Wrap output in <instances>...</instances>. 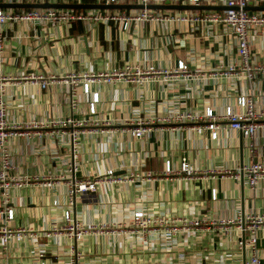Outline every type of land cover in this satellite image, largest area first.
I'll return each instance as SVG.
<instances>
[{"label": "crops", "instance_id": "obj_1", "mask_svg": "<svg viewBox=\"0 0 264 264\" xmlns=\"http://www.w3.org/2000/svg\"><path fill=\"white\" fill-rule=\"evenodd\" d=\"M121 4L135 2L125 0ZM151 9L162 15L185 10ZM204 10L209 9L190 11ZM0 44L3 118L8 125L18 126L6 141L12 165L9 175L17 180L30 179L20 188L8 190L5 205L0 198V228L22 232L20 241L11 239L5 246L0 243V264H70L74 260L81 264L248 262L247 247L237 246L238 240L248 238L247 233L217 222L249 213L264 217V179L253 189L241 175L233 179L254 159L264 165V121L250 140L252 155L247 149L248 138L223 120H217V135L211 139L209 130L200 127L202 121H197L196 128L194 123H162L157 119L186 112L202 115L206 107L221 114L225 106L236 108V98L245 94H252L256 105L264 109V28L250 31L249 60L259 67L250 81L232 76L200 80L176 76L136 85L116 78L93 82L83 94L78 80L74 103L64 82L71 73L81 76L124 64L165 68L172 73L178 61L191 72L207 73L236 60L235 42L229 30L212 22H130L122 29L118 20H72L59 25L6 21L0 25ZM35 75L52 76L54 80L42 88L31 78ZM95 91L98 98L90 114L88 102ZM66 117L86 124L57 133L49 127H28L33 122L49 123ZM137 119L152 123L139 139L130 131ZM165 161L172 169L184 161L186 173L165 176ZM71 163L74 169L67 171ZM108 168L116 176L139 177L121 185L101 183L95 192L76 196L72 217L95 230H88L74 243L61 227L68 199L66 185L72 177L91 179ZM146 174L150 179L143 178ZM45 179L51 186H43ZM5 209L12 211V219L4 224ZM138 209L171 219L206 221L172 243L155 233L144 242L118 232L96 233L104 224L127 225ZM69 248L76 256L69 254ZM255 250L260 264H264V228L256 234Z\"/></svg>", "mask_w": 264, "mask_h": 264}, {"label": "built area", "instance_id": "obj_2", "mask_svg": "<svg viewBox=\"0 0 264 264\" xmlns=\"http://www.w3.org/2000/svg\"><path fill=\"white\" fill-rule=\"evenodd\" d=\"M125 0H0L1 3H74L79 4L82 2L98 3V4H121ZM135 4L142 5L139 9H105L104 12L97 10H81L74 11L70 8H24L14 10L13 8H0V25L6 21H37V22H49L51 24L59 25L65 24L72 20H93V21H109L118 20L121 22L122 29H126L130 22L140 23L145 21H188L190 23L196 22H212L216 24H222L225 29L230 31L231 36L235 42V56L236 60L226 65H220L217 68L207 72H191L187 68L183 61H178L172 73L167 69H156L153 66H147L145 69L139 68L138 65L124 64L120 68H111L98 73L82 74L81 76L71 73L64 80L69 85L68 93L70 102L77 101V83L80 82L81 93L87 94L89 92V86L93 82L104 81L111 82L113 79L121 78L125 81L140 85L147 80L155 81H168L171 77L180 76L184 80L190 78L193 79H205L216 78L218 76L233 78H244L250 81L253 73L259 70L258 66L251 64L249 57L248 39L250 36L251 28L256 29L257 32L262 31L264 28V11H253L245 9L246 6H264V0H167L176 4L187 5H220L223 9H209L204 10L201 13L191 12L188 9L183 10L175 15L170 14H158L155 10L146 8V5L163 4L165 0H133ZM1 50V44H0ZM34 80L39 81V85L42 88L47 87L50 82L54 80L52 76L43 78L41 75H35L31 77ZM98 93H90V101L88 102V112L94 113V104L97 102ZM236 108L232 105L225 106L221 114H214L209 107L204 109L202 115H196L193 113H175L172 116L162 117L157 119V122L162 123H194L202 121L203 127L209 130V136L211 139H215L217 135V120H223L227 125L234 130H238L244 137H247L249 142L247 145L248 152L254 155V149L250 140L253 138L254 132L258 126L261 125L260 121H264V109L256 105L255 100L252 98V94L239 95L234 103ZM4 106L0 100V198L1 204L5 205L7 202L8 190L13 188H20L22 184L27 183L30 179H15L14 176L9 175V171L12 169V165L7 151V137L12 134L11 130L18 126L8 125L4 121ZM86 124L85 121L74 120L70 117L51 120L49 123L33 122L28 127H49L54 129L55 133L62 131L65 128H79ZM151 121L137 119L134 121L130 131L132 136L139 139L144 132H146L150 126ZM196 128L199 125L195 126ZM71 140L74 141V132L71 133ZM73 164H69L67 171H73ZM187 164L183 161L180 163L178 169H172L170 163L165 161L164 175L172 176L174 174L186 173ZM241 173L233 175V179L243 177L250 189H253L264 179V165L258 160H252L247 165L241 168ZM139 176H116L114 170L108 168L101 176H95L93 178H82L68 181L67 188V201L66 209L62 212V231L65 232L66 237L74 243L80 241L84 235L88 234V230L94 229V226H83L76 222L71 215V209L74 206L76 196L89 192L96 191V187L99 184H113L121 185L132 182V179ZM144 179H150V176L146 174ZM143 178H140L142 181ZM36 180V178H35ZM43 186H51V182L48 179L42 183ZM211 196L214 198V192ZM56 205L52 202V206ZM3 221L9 223L12 219V211L5 209ZM206 220L199 218H177L171 219L166 216H159L156 214L148 213L143 209H138L132 215L131 220L126 224L114 225L104 224L98 226L97 234H119L129 235L133 238H139L141 242H144L145 238L149 234H160L163 240L172 243L178 236L185 232H191L192 229L200 228L201 224ZM210 222V221H209ZM215 223V222H212ZM224 228L234 226L242 233H247L248 238L246 240H238L237 246H246L249 251V259L245 264H260L259 259L256 256L255 244L256 234L264 228V217L258 214H247L245 216H237L234 219L218 220L217 222ZM87 227V228H86ZM225 231V230H224ZM11 239L20 241L22 239V232H12L9 228L2 226L0 228V243L5 246ZM69 254L76 256L73 248H69ZM70 264H81L80 262H70Z\"/></svg>", "mask_w": 264, "mask_h": 264}, {"label": "water", "instance_id": "obj_3", "mask_svg": "<svg viewBox=\"0 0 264 264\" xmlns=\"http://www.w3.org/2000/svg\"><path fill=\"white\" fill-rule=\"evenodd\" d=\"M142 5L139 4H98V3H0V8H70V9H139ZM146 8H159V9H223V6H210V5H183V4H167L164 2L159 5H146ZM247 10L264 11V6H246Z\"/></svg>", "mask_w": 264, "mask_h": 264}]
</instances>
